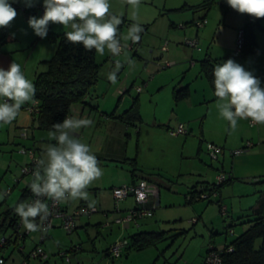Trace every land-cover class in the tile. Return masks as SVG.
<instances>
[{
  "label": "rangeland",
  "instance_id": "1",
  "mask_svg": "<svg viewBox=\"0 0 264 264\" xmlns=\"http://www.w3.org/2000/svg\"><path fill=\"white\" fill-rule=\"evenodd\" d=\"M184 1L141 0L136 10V19L133 20V9L124 0H109L110 12L118 15L122 20L121 25L118 26L119 36L125 35L132 23H139L146 29L140 34L139 43L130 40L121 41L127 47L119 57L113 56L107 50L102 56L95 53L99 67L98 78L92 91L93 104H100V108L109 113L118 102L120 92L117 93V89L123 87L125 90L133 84L128 92L122 94L118 110L130 106L132 99L138 96L143 122L136 124L141 127L137 146L136 127L130 126L129 158L121 165H103L100 161L103 175L99 179L104 187L99 185L102 189L88 188L89 200L82 201L88 206L90 202L97 205L96 196L100 190L106 189L107 183L129 177L128 170L133 167L129 159L135 157V173L149 176L158 184L160 197L157 206L150 217L140 219L139 227L131 225L124 228L121 224L115 223H111V226L106 225V221L112 220L117 214L114 212L115 201H113L110 204L111 208L108 209L114 213L112 218H106L105 213L100 212L89 216L83 214L75 216L76 228L71 233H67L60 225L52 228L49 237L41 243V247L49 255V264H196L209 244L218 247L223 245L225 237L230 240L238 236L248 227L249 220L253 219L252 208L256 206V201L264 192V154L258 153L261 143L249 140L248 137L250 130H255L257 126L242 124L244 120L240 119L235 130L231 128L229 130L228 121L219 115L215 106L217 100L209 97L212 93L207 79L199 72V60L206 50H209L213 56L220 57L224 54L225 45L229 43L227 35L233 28L224 21L225 9L217 3H212L204 17L206 23L197 26L195 22L200 20L198 15H201V12L193 14L183 5ZM202 1L186 0L189 5ZM9 2L17 14L21 15L25 5L23 0H9ZM191 14L194 20L185 22ZM34 16L40 18L41 12L38 10ZM24 26L26 25L22 20L16 17L9 27V32L22 39L16 42L17 46L22 47L21 44L25 46L30 40L32 41L26 48L37 44L32 55L36 61L29 64L30 60H28L25 71L26 78L32 81L34 72L46 68V63H39L38 60L50 58L55 52L57 41L51 38L49 32L62 33L70 29L50 24L47 37L41 39L33 35V30L29 26L26 33ZM185 38L197 39L199 49L184 44ZM162 45H166L167 50L162 51ZM5 47L11 50L14 48L12 45ZM233 48H236L235 44ZM125 55L134 62L133 66L129 67L125 62ZM117 59L122 61L123 67L117 73V83L112 84L107 79V74L112 71ZM164 59L173 63L165 65ZM254 66L255 62H251V69L248 71L253 72L260 80V86L264 85V77L255 75ZM187 80H191L192 90L197 89L196 94L191 93V107L187 106V102L176 104L172 100V88L178 83L185 84ZM137 87L140 88L139 91ZM202 93L206 94L204 97L206 99L195 104ZM153 120L161 123L160 126H148ZM23 121L25 124L28 123V126L18 127ZM31 121L32 115L25 105H22L17 118L11 124L0 125V192L6 193L4 200H0V222L4 220L7 208H11L10 211L13 213L15 206L24 202V199L20 198L21 189L30 178L20 176V167L29 161V157L21 150L33 149L36 154L38 152L43 156L45 154L44 147L37 149L34 145L36 149L33 148L31 131L35 132V137L39 139H36L37 141L47 135V143H54L49 139V131H43L42 137H38L39 134H36L38 130L34 129L35 124L32 128L30 126ZM177 122L183 123L187 132L173 136L171 128H174ZM24 129H29L27 137L21 135ZM226 137L229 141L234 140L239 143L244 141L242 145L247 141L252 142L253 145L238 155H232L226 145L227 147H222L223 152L217 159L211 158L206 150L207 143L213 138L224 140ZM221 171L226 177L230 171L233 172V178L224 183L218 193L220 204L226 206V213L221 214L220 207L212 196L192 202L186 201L187 193L193 185L202 181L209 184L216 183V176ZM19 177L20 179L17 180ZM196 188L199 189L198 186ZM130 197L128 196L126 201H119L118 208L121 210L132 208L134 199ZM77 201L68 202L69 212L73 211ZM62 204L65 205V202ZM108 214L112 216L110 212ZM110 229L112 231H109ZM159 230L168 231L167 238L139 249H124L119 257L106 254L105 249L108 244L119 236H128L137 231ZM230 230L232 233L229 232ZM9 232L10 228L0 229V235L4 233L7 235ZM33 234L35 233H32L30 238L34 237ZM35 241L28 239L23 252H28ZM259 242L260 239H257L255 245ZM72 245L77 246V252H67ZM58 251H66L65 256L70 258V262L65 261L64 257L61 259ZM0 255L5 256L3 264H21L23 259L22 253L13 245L0 251ZM29 264H38V261L31 258Z\"/></svg>",
  "mask_w": 264,
  "mask_h": 264
},
{
  "label": "clouds",
  "instance_id": "2",
  "mask_svg": "<svg viewBox=\"0 0 264 264\" xmlns=\"http://www.w3.org/2000/svg\"><path fill=\"white\" fill-rule=\"evenodd\" d=\"M36 0H23L26 7L35 6ZM133 9V20L141 0H124ZM226 3L240 14L264 18V0H226ZM42 17L30 16L28 26L41 39L46 38L50 24L61 25L65 29L68 42L82 44L83 47L104 55L105 50L119 57L127 45L121 41L140 40L142 26L139 23L129 25L125 35H118V26L122 20L110 12L109 0H43ZM17 17V11L9 0H0V29L9 28ZM26 34V33H25ZM14 35V34H13ZM129 67L134 62L125 55ZM123 67L121 60L107 74V79L117 83V73ZM214 95L219 115L227 120L231 130L237 127L240 119H250L254 124L264 125V88L253 72L246 70L233 59H228L213 68ZM36 89L33 82L26 78L20 64L12 61L7 69L0 67V125L11 124L18 116L21 106L32 102ZM90 118L66 117L61 123L54 124L49 131L50 140L44 158L35 162L32 180L28 185L37 197L30 202H20L15 212L22 226L29 232H47L44 223L51 215L47 200L54 203L70 200H89L87 189L103 175L97 157L86 143H82L76 133L81 128L92 126ZM6 193L0 192V200ZM46 198V199H45ZM94 202L89 203L93 207ZM37 218L40 223L38 224Z\"/></svg>",
  "mask_w": 264,
  "mask_h": 264
},
{
  "label": "trees",
  "instance_id": "3",
  "mask_svg": "<svg viewBox=\"0 0 264 264\" xmlns=\"http://www.w3.org/2000/svg\"><path fill=\"white\" fill-rule=\"evenodd\" d=\"M212 3L213 0H203L200 4L193 6V10H208ZM39 5L33 7L38 9ZM227 8L231 7L227 4ZM254 24L256 23L251 20V17L246 15L242 27L243 41L239 51L241 55L255 54L258 51L253 29ZM49 33L51 38L57 41L55 52L50 58L42 61L46 63V68L36 71L33 79V84L36 89L33 101H37L38 111L36 114H32V118L35 122V128L44 131H52V126L54 124L61 123L70 113L72 104L82 103L94 109L98 108L97 105L91 104L90 101L86 99L92 96V91L94 90V85L98 78L99 65L95 60V49L88 51L82 44L68 42L65 37V32L53 33L50 31ZM10 39L11 34L9 29H0V52L3 45L10 41ZM214 66L215 63L209 57H204L200 60V72L208 80L213 89V93L215 91L213 84ZM262 74H264V72H262ZM188 94L189 91L186 87L173 88V98L175 102L186 98ZM213 98H216L215 95ZM108 115L113 116V112ZM118 118L128 124H134L140 121L137 96L132 99L130 106L126 108ZM244 145L245 144L241 147ZM129 162H131L134 167L131 169L134 173L136 170V158H130ZM232 178L233 177L229 175L227 180L216 185L215 183L209 184L202 181L193 185L187 194L206 192L212 189L219 193L222 185ZM146 179L151 180L149 178ZM29 184L21 191V199H25L30 191L28 187ZM197 186L199 189L196 188ZM186 201L192 202L194 200L186 198ZM215 201L220 207L221 204L219 199ZM10 210L11 208L6 209L5 218L0 222V229L5 230L12 225L16 212L14 211L11 213ZM255 215L253 219L249 220L248 227L242 233L230 240H227V237L225 238L223 242L224 247L231 245L232 250L222 254L223 264H264V214L257 213ZM168 235V231L165 230L137 231L128 234L127 238L129 242L125 250H130L131 248L139 249L151 245L157 240L167 238ZM257 239H260V242L258 245H255ZM70 251L71 249L68 250V252ZM105 251L106 254H108L107 249ZM2 257L3 260H5V256L2 255Z\"/></svg>",
  "mask_w": 264,
  "mask_h": 264
},
{
  "label": "crops",
  "instance_id": "4",
  "mask_svg": "<svg viewBox=\"0 0 264 264\" xmlns=\"http://www.w3.org/2000/svg\"><path fill=\"white\" fill-rule=\"evenodd\" d=\"M19 1H21V0H19ZM42 3H43V0H40V1L36 0L35 7L37 5H39V4H42ZM213 3H217V5L223 6V8L225 9V11H223L224 21H227V24L230 27H232L233 29L227 35L229 43H228V45H225L226 49L223 52L224 54H222V56H220V57L219 56H213L209 52V50H206V52L204 53V56L202 58L209 57L215 63V65L216 64H222L223 62L227 61L228 59H233L235 62H237L238 64L242 65L246 70H250L251 69L250 68L251 62H255V66H254L255 75H260V76L264 77V74H262V72H264V18L256 19V18L251 17V20L254 23H256V24H254L253 29H254L257 45H258V51L255 54L241 55L238 51H236V48H233V47H234V44H235L236 33H237L238 29H241L243 27L244 20H245V17H246L247 14H240L237 11L233 10L232 8H227L226 0H213ZM198 4H200V3H198ZM198 4L189 5L186 2V0L183 2V5H185V7H187V9L191 10V12L193 14L197 13V12H201V15H198V16L200 18L205 17L207 15V13H208L210 8L208 10H204V9L193 10V6H196ZM35 7H26L24 5V11L21 13V15L17 14V19L18 18L21 19L22 22L24 23V25H26V26H24V31L26 33H27V26H28L29 17L30 16H34L38 12V9L35 8ZM232 12H234V14H237V15L235 16ZM192 16L193 15L191 14L190 18H187L189 20L186 19L185 22L193 21L194 18H192ZM174 26H176V24ZM184 28H182V29L185 32ZM145 29H146V27H145ZM31 33H32V31H31ZM10 34H11V39H10V41L5 43L6 44L5 46L12 45L14 48L11 50V49H7L5 46H3V48H2V50L0 52V67H3L4 69H7L9 64L12 61H15L16 63L20 64L22 72L24 73V75H26L25 71H26V68H27L28 60H30L29 64L34 63L36 61V59L34 60V57L32 55H33V52H34L37 44L35 46L31 47V48H29V47L26 48L27 45L32 41V40H30V42L28 44H26L25 46L23 44H21L22 47L17 46L16 42L17 41H21L22 39L20 40L18 38V36L13 35L11 32H10ZM33 35H35V34H33ZM196 35H197V33H196ZM227 37H226V39H227ZM19 54H21V55H19ZM235 58H237V59H235ZM46 59H48V58H40L38 61H39V63H41L43 60H46ZM200 60H199V62H200ZM167 61H171V60H167ZM199 72H200V70H199ZM35 73L36 72H34V75H35ZM200 74H201L202 77L205 78V76L202 75L201 72H200ZM33 79H34V77H33ZM32 82H33V80H32ZM190 84H191V80L190 81L187 80V82H185V84L178 83V84H176L174 86V87H178V88L186 87L188 89V91H189L188 96L186 98L178 101V102H182V101L187 102V106H189V107L192 106L191 105L192 104V101H191V96L192 95H191V93L192 92H194L195 94L197 93V89L193 88V90H192L191 89L192 86H190ZM132 85L130 84V86L127 89H125V90H123L124 89L123 87H119L117 89V93L120 92V95L118 97V102H116L115 107L109 112V113L113 112V116H109L108 112H104L100 108V106H99L100 104H98V103L93 104V102H92L93 94H92L91 97H87L86 99L88 101H90L91 104L97 105L98 106L97 109L91 108L89 105H84L82 103H75V104L71 105V108H70L71 116H77L78 118H90L93 121L92 126L87 127V128H81L76 133V135L81 140L82 143H86V144L89 145L92 153L97 157L99 162L101 161V164H103V165H108V164L121 165V163H123L125 161V159L129 158V156H128V153H129L128 152V145L130 143L129 138L131 137V135L129 133L130 126L136 127L135 132H136V136H138L137 142H136V146L138 145L139 135L141 133V127L136 126V124H140V123L143 122V120H142L143 118L141 116V111L139 110L140 118H141L140 121L136 122L134 124L125 123V122H123L122 120H120L118 118V116L126 109L125 108L123 110H118L119 100L122 97V94L124 92H128L129 89L132 87ZM209 86H210V84H209ZM173 88H172V100L174 101ZM261 88H264V85H261ZM210 89H211V93H212V95L209 96L210 99L217 100V98H213L214 97V93H213V89H212L211 86H210ZM205 95L206 94L202 93L200 95V98L195 101V104L200 103V100H202V99H206V98H204V97H206ZM137 98H138V96H137ZM3 99H6V98H0V102H2ZM178 102H175V103L177 104ZM30 103L31 102H26L24 105L26 106V105H28ZM138 103H139V98H138ZM203 115L205 117L206 114L204 113ZM243 120H244V122L242 124L248 123L247 124L248 126H252V127L257 126L255 130H250V133H249L248 137H249V140H252V141L256 140L259 143H261V146L258 149L259 150L258 153L259 154H264V143H262V142H264V125L254 124L250 119H242V121ZM179 123H181V122L175 123L174 124L175 127L171 128V129L172 130L176 129V127H177V125ZM27 124L28 123L25 124V121H23V123L18 125V127L28 126ZM33 124H35V122L33 121V118H32V121H31V124H30L31 128H32ZM160 124L161 123L156 122L155 120H153L151 122V124H148V126L156 127V126H160ZM181 124H183V123H181ZM247 125H245L246 128H248ZM183 126L185 127L184 124H183ZM166 127H168V126H166ZM228 128L230 130L229 122H228ZM34 129H36V128L34 127ZM185 130H186V128H185ZM43 131L44 130H38V132L36 133L37 135L39 134L38 137H42L41 133H43ZM186 132H187V130L185 131V133ZM179 134H182V133L173 134V136H177ZM47 138L48 137L46 135L45 138H40V141H37L39 139L35 137V132L31 131L30 139H32L33 146L35 145L37 149H40L41 147H44V152H45V149H46V147L48 145V143H47L48 140H46ZM41 139H43V140H41ZM217 141H221V142H218L220 144H218ZM42 142H44L45 144L44 143L42 144ZM53 142L56 143L55 141H53ZM211 142L214 143V144L217 143L216 145H220L221 147H224V146L227 147L226 145H228L230 150L237 149V148H239L238 147L239 145L242 146V142L244 143V141H241L240 143L238 141H234V140L229 141L228 137L224 138V140L213 138L211 140ZM35 146L33 147L34 149H36ZM199 150H200V141H199ZM230 153H231V151H230ZM37 155L40 158L44 157L39 152H38ZM128 172H129V177L128 178L123 177V178L116 179L115 181H111V182L106 184L108 186L106 187L105 190H100V192H98V196H96L97 205H93V207L96 208V211L90 213V215L100 212V213H105L104 215H105L106 218H108V217L112 218L113 217V215H114L113 211L112 210H108V209L111 208L110 204H112L113 201H114V198H113V195H112V188L113 187L121 186V185H124V184H132V183L137 182L141 178H149L152 181L156 182L155 180H153L149 176H144V174H136L135 172L133 173L131 169L128 170ZM229 175L232 176L233 172L230 171ZM30 182H31V180L27 184H29ZM27 184L21 189V191L24 188H26ZM99 185L101 187H102V185H104L103 183L100 184V179L95 180L89 186V188L102 189L104 187L103 186L102 188H100ZM159 195H160V192H159ZM159 195H158V197L156 199V206H157V204L159 202V197H160ZM126 199H127V197L122 199V200L126 201ZM218 199L220 201L219 197H218ZM3 200H1V201H3ZM68 202H70V201L65 202V205H64L66 210H67ZM132 202L134 203V205L132 207H134L135 206L134 200ZM256 202H257L256 206H254L252 208V213L254 214V216H256L255 214H257V213L258 214H264V192L261 193L260 197L258 198V200ZM80 205L88 206V204H86V202H84L82 200H78L77 204L74 206L73 211L77 207H79ZM125 210L126 209H124V210L120 209V212H123ZM70 212H72V211H70ZM108 212H110L112 214V216H110V214H108ZM99 224H101V222H99ZM140 225H141V222H140ZM56 226H59V221L56 222V225L54 227H56ZM75 228H76V224H75ZM109 231H112V230L110 229ZM33 233H35V234H33V236L35 238V236H37V233L36 232H33ZM47 237H49V233H48ZM225 238H224V241H225ZM110 243L108 245H110ZM107 248L108 247H106V249ZM71 252L74 253V252H77V250H71ZM203 256H204V253L200 257L199 262L196 263V264H200L201 263V261L203 259Z\"/></svg>",
  "mask_w": 264,
  "mask_h": 264
},
{
  "label": "built area",
  "instance_id": "5",
  "mask_svg": "<svg viewBox=\"0 0 264 264\" xmlns=\"http://www.w3.org/2000/svg\"><path fill=\"white\" fill-rule=\"evenodd\" d=\"M39 11L41 12V17L44 13L43 5L38 6ZM206 23V19L204 17L200 18V20L196 21L195 24L197 26H203ZM243 41V29H238L236 33V39H235V45H236V51H240L241 45ZM184 44H187L188 46L199 49L198 41L197 39H187L185 38L183 41ZM161 50L165 51L167 50L166 45L161 46ZM170 63H173V61H167L164 60V64L168 65ZM137 91L140 90L139 87L136 88ZM5 99L2 100V102ZM26 108L30 114H36L38 111L37 107V101L34 100L32 103L26 105ZM71 113H69L66 117H70ZM65 117V118H66ZM24 132L21 134L24 137H27L29 135V129H24ZM185 128L183 124L179 123L176 127V129L172 130V134H178V133H185ZM253 143L250 141L245 142V145L243 147H239L237 149L231 150L232 155H238L242 152L248 150L250 146H252ZM206 150L209 154V156L213 159H217L218 155L223 152V149L221 146L216 145L214 143H207ZM22 153H26L29 157V161L25 162L20 167V176L21 177H29L30 180H32V172L35 168V162L38 159H41L33 149H22ZM216 176L217 182L216 184L222 183L225 181L228 176L226 177L225 173L223 171L219 172ZM20 177L17 179L19 180ZM112 195L115 201V208L114 212L117 214L115 217L110 220L106 221V225H110L111 223L115 224H121L124 228H128L131 225L134 227L140 226V219L144 217H150L153 213V209L156 206V199L159 195V187L158 184L154 181L148 180L146 178H141L137 182L132 184H124L121 186L113 187L112 188ZM131 196L134 199L135 206L132 208H129L123 212H120V209L118 208L117 203L128 197ZM214 197L215 199H218V192L214 189L206 192H195L193 194H187V199L190 200H198V199H205ZM31 190L28 192L27 196L24 199V202H30L34 199H36ZM46 199V198H45ZM49 205V209L51 212V215L48 217V219L44 222L49 230L47 232H41L37 231V236L30 238L31 234L33 232L27 231L21 223L20 217L16 214L15 219L12 223V225L9 227L10 232L6 235L1 234L0 235V251H3L7 246L13 245L16 247L23 255V259L21 261V264H29L30 259H37L38 264H49V255L48 253L41 247V243L45 240L47 237L50 229H52L56 222L59 221V225L67 232L71 233L75 229V216L86 214L90 215V213L95 212V207H88L86 205H80L77 207L74 211L68 212L64 205L61 203H54L53 201L47 200L46 201ZM227 209L225 205H220V212L221 214L226 213ZM117 216V217H116ZM38 224L40 223L39 218H37L36 221ZM232 233V230L229 231ZM36 240L35 243H33V247L29 249L28 252H23V248L25 247V243L27 240ZM128 238L127 236H119L115 238L110 245L107 248L108 254L111 257H119L122 254V251L128 246ZM76 245L71 246V250H77ZM232 250V246L224 247V245L221 246H215L212 244H209L203 259L200 264H223L222 260V254L224 252H228ZM68 252V251H67ZM60 258L63 257L66 258L65 261L70 262V258L66 255L65 252H57ZM3 257L0 255V264L3 263Z\"/></svg>",
  "mask_w": 264,
  "mask_h": 264
},
{
  "label": "water",
  "instance_id": "6",
  "mask_svg": "<svg viewBox=\"0 0 264 264\" xmlns=\"http://www.w3.org/2000/svg\"><path fill=\"white\" fill-rule=\"evenodd\" d=\"M142 29H143V31L141 32V34L145 31V27H142ZM141 39V38H140ZM138 43L140 42V40L139 41H137Z\"/></svg>",
  "mask_w": 264,
  "mask_h": 264
}]
</instances>
